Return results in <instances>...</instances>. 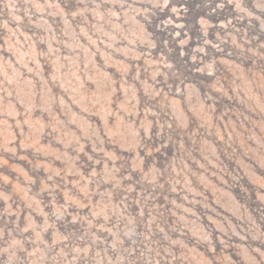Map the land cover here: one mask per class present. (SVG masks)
Wrapping results in <instances>:
<instances>
[{"label": "rangeland", "instance_id": "obj_1", "mask_svg": "<svg viewBox=\"0 0 264 264\" xmlns=\"http://www.w3.org/2000/svg\"><path fill=\"white\" fill-rule=\"evenodd\" d=\"M0 264H264V0H0Z\"/></svg>", "mask_w": 264, "mask_h": 264}]
</instances>
